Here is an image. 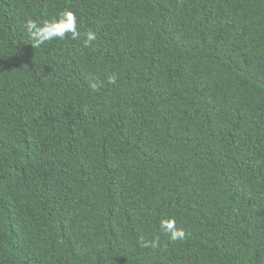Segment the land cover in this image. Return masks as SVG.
<instances>
[{
  "label": "trees",
  "instance_id": "16d2710c",
  "mask_svg": "<svg viewBox=\"0 0 264 264\" xmlns=\"http://www.w3.org/2000/svg\"><path fill=\"white\" fill-rule=\"evenodd\" d=\"M0 264H264V0H0Z\"/></svg>",
  "mask_w": 264,
  "mask_h": 264
},
{
  "label": "clouds",
  "instance_id": "9594fccd",
  "mask_svg": "<svg viewBox=\"0 0 264 264\" xmlns=\"http://www.w3.org/2000/svg\"><path fill=\"white\" fill-rule=\"evenodd\" d=\"M77 15L72 10H63L58 16L45 19L42 22L35 20H27L24 27L26 29L30 45L33 48H39L41 45L46 44L54 39L63 40L66 34H71V39H78L81 33L77 28ZM97 40L96 32L88 30L86 33V39L84 40V46L88 47L92 42ZM110 83L116 82V75L108 77ZM96 88V84L92 85ZM175 219L162 220L160 227L169 235L171 241L183 240L185 238V232L182 229H177L175 226ZM145 247L149 246V243L144 244ZM150 246L156 247L157 241L153 240L150 242Z\"/></svg>",
  "mask_w": 264,
  "mask_h": 264
}]
</instances>
